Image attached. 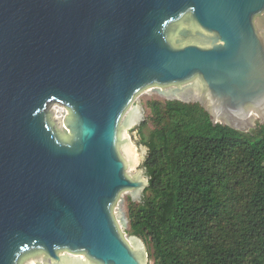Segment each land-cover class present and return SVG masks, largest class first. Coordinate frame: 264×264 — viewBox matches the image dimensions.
<instances>
[{
  "label": "water",
  "instance_id": "water-1",
  "mask_svg": "<svg viewBox=\"0 0 264 264\" xmlns=\"http://www.w3.org/2000/svg\"><path fill=\"white\" fill-rule=\"evenodd\" d=\"M140 92L264 124V0H0V264H145Z\"/></svg>",
  "mask_w": 264,
  "mask_h": 264
},
{
  "label": "trees",
  "instance_id": "trees-1",
  "mask_svg": "<svg viewBox=\"0 0 264 264\" xmlns=\"http://www.w3.org/2000/svg\"><path fill=\"white\" fill-rule=\"evenodd\" d=\"M146 106L147 185L127 218L150 264H264V124L213 123L199 102Z\"/></svg>",
  "mask_w": 264,
  "mask_h": 264
},
{
  "label": "rangeland",
  "instance_id": "rangeland-1",
  "mask_svg": "<svg viewBox=\"0 0 264 264\" xmlns=\"http://www.w3.org/2000/svg\"><path fill=\"white\" fill-rule=\"evenodd\" d=\"M136 99L139 100L140 102V105L142 107V110H143V117L141 119V121L131 127H129L128 129H126V134L127 136L130 138V140L137 146H140V145H144V141L142 140V135L141 133L139 132V125L142 123V121L146 120L147 117L150 115V110L149 108L146 106V101L148 100H151V99H160V100H170L169 98H166L162 95H160L159 93H155V92H140L137 96H136ZM178 100H181V99H178ZM182 101H187V100H182ZM189 102H198V101H189ZM55 107H58L59 111L57 110L56 108V114L59 116L61 114V110H64V107L62 106H55ZM254 123L257 125L258 123H260V120L259 119H255L254 120ZM262 124V123H261ZM151 128V123L148 122L147 126H145L143 129H142V132L144 135H146L148 133V129ZM147 147V146H146ZM145 160V159H144ZM144 160L139 164V172L140 174H145V168L143 166V162ZM128 197L131 198V195H129L128 193H125L123 194L122 196V209L126 212V215H127V203H128ZM144 195H143V189H141V200L143 199ZM132 199V198H131ZM135 202H137V200H133ZM128 219V218H127ZM128 228H129V223L126 227V234L128 235H134V234H131L129 231H128ZM140 237V236H139ZM142 239V241L144 242L145 244V249L147 250V244L145 242V240L140 237ZM148 253V252H147ZM151 261L148 259V257H145V264H150Z\"/></svg>",
  "mask_w": 264,
  "mask_h": 264
},
{
  "label": "bare ground",
  "instance_id": "bare-ground-1",
  "mask_svg": "<svg viewBox=\"0 0 264 264\" xmlns=\"http://www.w3.org/2000/svg\"><path fill=\"white\" fill-rule=\"evenodd\" d=\"M56 108L59 111L58 107H55V112L57 111ZM64 112H65V108H64V110H61V114L59 116L58 115H56V116L59 117V118H62L63 115H64Z\"/></svg>",
  "mask_w": 264,
  "mask_h": 264
},
{
  "label": "built area",
  "instance_id": "built-area-1",
  "mask_svg": "<svg viewBox=\"0 0 264 264\" xmlns=\"http://www.w3.org/2000/svg\"><path fill=\"white\" fill-rule=\"evenodd\" d=\"M58 106V105H57Z\"/></svg>",
  "mask_w": 264,
  "mask_h": 264
}]
</instances>
